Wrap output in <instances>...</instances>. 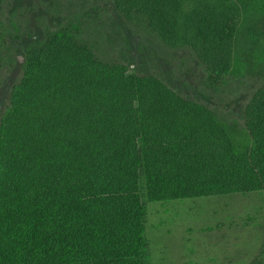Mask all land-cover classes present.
<instances>
[{"label": "trees", "instance_id": "16d2710c", "mask_svg": "<svg viewBox=\"0 0 264 264\" xmlns=\"http://www.w3.org/2000/svg\"><path fill=\"white\" fill-rule=\"evenodd\" d=\"M82 1L0 0V264H145L142 177L151 203L264 191V48L237 65L264 9L240 25L230 5Z\"/></svg>", "mask_w": 264, "mask_h": 264}, {"label": "rangeland", "instance_id": "374dc122", "mask_svg": "<svg viewBox=\"0 0 264 264\" xmlns=\"http://www.w3.org/2000/svg\"><path fill=\"white\" fill-rule=\"evenodd\" d=\"M14 1L7 0L8 12L15 6ZM71 1L75 6L83 3L82 0ZM227 5L238 10L240 25H244L261 14L264 0H190L185 3L184 11L204 7L217 9ZM22 11L25 13L24 9ZM21 16L17 19H22ZM104 20L106 24L97 35L101 37L104 49L117 55L121 48L115 42V27L111 18ZM118 38L124 43L122 36ZM263 46L264 41L246 46L247 50L241 55L242 62L246 63L240 64L238 59V67L241 70L258 67ZM143 49L148 61L162 59L167 65L166 54L153 39ZM244 81L233 79L231 89H226L228 96L242 93L249 85ZM240 122L238 115L230 122V129L234 138L244 142L247 133ZM140 188L147 209L145 264H264V191L151 203L146 196L143 177Z\"/></svg>", "mask_w": 264, "mask_h": 264}, {"label": "water", "instance_id": "95a60500", "mask_svg": "<svg viewBox=\"0 0 264 264\" xmlns=\"http://www.w3.org/2000/svg\"><path fill=\"white\" fill-rule=\"evenodd\" d=\"M19 61L21 62V63H23V58L20 56L19 57ZM0 109H1V105H0Z\"/></svg>", "mask_w": 264, "mask_h": 264}]
</instances>
